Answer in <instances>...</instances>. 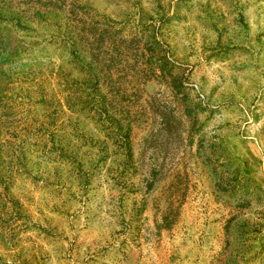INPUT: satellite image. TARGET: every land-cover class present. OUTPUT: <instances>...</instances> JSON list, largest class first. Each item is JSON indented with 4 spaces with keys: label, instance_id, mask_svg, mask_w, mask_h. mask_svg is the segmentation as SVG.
Returning a JSON list of instances; mask_svg holds the SVG:
<instances>
[{
    "label": "rangeland",
    "instance_id": "obj_1",
    "mask_svg": "<svg viewBox=\"0 0 264 264\" xmlns=\"http://www.w3.org/2000/svg\"><path fill=\"white\" fill-rule=\"evenodd\" d=\"M2 140L0 264H264V0H0Z\"/></svg>",
    "mask_w": 264,
    "mask_h": 264
},
{
    "label": "trees",
    "instance_id": "obj_2",
    "mask_svg": "<svg viewBox=\"0 0 264 264\" xmlns=\"http://www.w3.org/2000/svg\"><path fill=\"white\" fill-rule=\"evenodd\" d=\"M11 142L9 140H2L0 142V166L3 167L5 165L6 158L13 159L12 151L7 150V148L10 146ZM9 154V156L7 155ZM2 175V171L0 170V176Z\"/></svg>",
    "mask_w": 264,
    "mask_h": 264
}]
</instances>
